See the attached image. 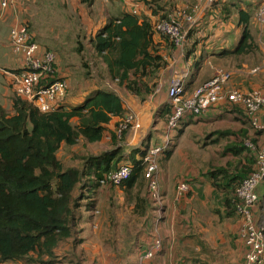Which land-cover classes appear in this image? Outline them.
Segmentation results:
<instances>
[{
	"label": "crops",
	"instance_id": "crops-1",
	"mask_svg": "<svg viewBox=\"0 0 264 264\" xmlns=\"http://www.w3.org/2000/svg\"><path fill=\"white\" fill-rule=\"evenodd\" d=\"M260 2L217 0L210 4L206 0H94L85 4L82 0H14L0 15V107L8 116L15 112L13 79L6 72L19 70L22 62L20 57L11 52L9 31L16 25H26L39 46V53H54L57 72L61 77H67L69 92L62 107H77L96 90L114 92L122 101V114L111 117L103 125L99 142L90 144L80 138L74 145V165L65 166L58 157L60 150L66 146L64 144L56 154L57 159L65 168L80 167L85 156H96L117 147L123 156L118 166L127 163L133 150L137 151L135 160H140L142 150L147 151L163 144L166 118L169 115L167 90L171 81H181L188 90H192L211 79L217 70H225L231 73L225 86L228 91H264V67L261 66L264 23L260 25L254 18ZM193 5L198 9L194 12L195 24L187 35L189 46L186 51L183 53L173 48L166 39L153 35V42L158 46L164 66L141 79L132 72L128 74L129 81L139 82L142 94H145L146 89L150 91L143 101L128 91L125 83H112L116 81L92 45V39L109 21L128 14L135 16L139 22L147 19L153 25L176 10L190 11ZM240 12L249 16L248 29L257 47L255 52L259 54L257 65L251 59L252 54L237 56L232 53L244 29L239 18ZM88 55L98 56L102 66L99 76H93L91 80L92 75L88 77L89 83L95 82L92 85L78 78V72H74L76 66L80 69L79 63L74 64L75 57ZM255 68L259 70L252 73ZM108 77L112 81L107 80ZM243 113L240 106L220 102L198 118L185 119L171 133L168 150L158 159L162 217L157 218L155 207L150 201L153 207L150 210L151 227L147 237L142 234L136 248L142 254L155 240H159L161 246L153 259L144 261V264L240 263L245 247L237 238L239 220L235 214H227V195L213 186L209 172L231 166L246 169V173L254 169L253 160L244 148L241 155L234 156L233 147L237 151L244 139L251 137L258 145L262 141V132H254ZM128 114L135 117L139 126L124 132L121 140H117L113 146L115 128ZM73 122L77 124V119H73ZM180 183H186L188 190L176 197V188ZM256 194L258 201L264 200V182L258 186ZM254 213L256 218L261 217L264 207L258 205ZM70 243L74 245V231ZM70 253L72 255L58 247L53 253L57 258L51 264H57L56 260L63 258L70 264H82L79 258L77 263H72L76 257L74 249ZM137 253L134 264L138 263L140 257ZM0 264L24 263L15 261Z\"/></svg>",
	"mask_w": 264,
	"mask_h": 264
},
{
	"label": "trees",
	"instance_id": "trees-1",
	"mask_svg": "<svg viewBox=\"0 0 264 264\" xmlns=\"http://www.w3.org/2000/svg\"><path fill=\"white\" fill-rule=\"evenodd\" d=\"M93 1L82 0V3ZM239 18L244 29L232 53L254 54L257 47L248 29L249 16L240 12ZM151 26L147 19L139 22L135 16L125 14L109 21L92 39L93 48L102 56L110 76L118 85L125 83L126 89L142 101L150 91L146 89L142 94L139 82L129 81L128 74L132 72L141 79L164 66L152 39ZM13 110L14 114L8 116L0 107V263L51 264L57 258L54 251L62 243L71 242L72 231L76 233L84 213L81 208L87 213L88 207H92V201L82 191L95 182L99 185V180L114 172L123 158L116 147L96 156H85L80 167L65 168L56 154L62 144L71 147L80 138L90 144L99 142L103 125L111 117L122 114V101L114 92L96 90L77 107L60 106L42 114L16 96ZM243 117H246L244 113ZM73 119H77V124L74 125ZM112 142L115 146V134ZM233 149L234 156L245 151L241 146L237 151ZM245 152L254 165L253 156ZM136 153L131 151L126 161L133 165H129V178L120 186L106 187L123 186L129 192L139 184L146 185L142 158L135 160ZM245 170L231 166L209 172L213 186L227 195V214H235L234 189L254 169L248 173ZM90 178L93 180L88 182Z\"/></svg>",
	"mask_w": 264,
	"mask_h": 264
},
{
	"label": "built area",
	"instance_id": "built-area-1",
	"mask_svg": "<svg viewBox=\"0 0 264 264\" xmlns=\"http://www.w3.org/2000/svg\"><path fill=\"white\" fill-rule=\"evenodd\" d=\"M215 3L217 0H206ZM14 0H0V15L13 4ZM198 9L192 6L190 11L176 10L165 18H160L151 26L154 35L166 39L174 48L183 51L187 35L195 24L194 12ZM135 13V12H134ZM258 24L264 23V0H261L255 15ZM9 43L11 52L21 58L22 68L19 73H7L13 79L16 96L31 103L40 113L46 114L56 110L65 101L67 83L61 80L55 70L56 57L54 53L45 51L39 53L32 33L26 25H16L9 31ZM261 66L264 67V43L261 45ZM259 68L252 70L256 73ZM231 78V73L225 70H217L211 79L204 84L188 90L181 81L173 80L167 90L169 101V115L166 118L165 134L161 147H153L142 157L143 175L147 184L148 199L153 203L157 218L162 217L163 199L159 183L158 159L168 150L171 143V133L177 129L182 121L191 117L198 118L205 111L215 107L220 102H228L240 106L250 128L254 132H262V141L258 145L251 137L242 141V147L254 158V170L241 180L234 189L235 215L240 221V229L237 234L239 240L245 246L246 262H256L263 253L264 231L257 224L253 210L258 204L256 190L264 182V92L251 90L247 93L241 91H228L225 86ZM45 81L44 84L41 82ZM117 81V80H116ZM135 117L126 115L115 128V135L120 141L127 130L138 128ZM131 175L129 164L120 165L116 170L99 180L101 187L108 185L120 186ZM188 190L186 183H180L176 188V197H180ZM160 241L155 240L152 246L144 253L139 254L137 264L150 261L160 250ZM263 260V259H262ZM61 260H58L59 264ZM64 264V263H60Z\"/></svg>",
	"mask_w": 264,
	"mask_h": 264
},
{
	"label": "rangeland",
	"instance_id": "rangeland-1",
	"mask_svg": "<svg viewBox=\"0 0 264 264\" xmlns=\"http://www.w3.org/2000/svg\"><path fill=\"white\" fill-rule=\"evenodd\" d=\"M188 46L186 40L185 47L182 51L183 53ZM258 58L259 54L256 52L251 55L254 65L258 64ZM75 63L80 64V69L76 66L74 72H78V78H82L85 83H89L87 79L90 75H92V77L89 80H91L93 76H99V70L102 68L99 64L100 60L98 56L90 57L88 55L81 58L75 57L74 64ZM83 64H85V66ZM65 78L67 80V77ZM107 80L112 81L109 77ZM94 83L95 82H90L89 85ZM112 83L118 84V82ZM103 88L105 89L104 83ZM58 154V157L65 166L74 165V146H64ZM129 165L132 164L130 163ZM201 166L202 164L199 165V167ZM81 188L83 189V186H81L80 189ZM82 195H85V197L92 201V207H88L87 213L84 207L81 208L84 213L77 225L79 228H77V230H75L76 233H74V239L76 241L74 245L64 242L61 246L67 245L68 247L65 246L67 249L65 247L60 248L62 250H67L70 255H72L70 251L74 249V255L76 257L75 261H71L72 263H77L79 258L80 261L82 259V264H134L136 253H140L138 248H136L137 244L140 242L142 234L147 237V231L150 230L152 223L150 210H152L153 207L152 203L148 201L147 184L145 185L144 182L134 187L131 191L126 192L123 186L101 187L95 182L94 184L88 185L87 189L82 191ZM258 205L264 207V200L258 201V204L253 210L258 226L263 228L264 231V215L256 218L254 213ZM80 227L82 230H80ZM237 238L239 240L238 236ZM246 254L247 251L245 248L244 255L242 253V256H240L241 261L239 264H247ZM260 256L261 257L256 262L251 264H264V249ZM61 262L70 264L64 258L59 264Z\"/></svg>",
	"mask_w": 264,
	"mask_h": 264
},
{
	"label": "clouds",
	"instance_id": "clouds-1",
	"mask_svg": "<svg viewBox=\"0 0 264 264\" xmlns=\"http://www.w3.org/2000/svg\"><path fill=\"white\" fill-rule=\"evenodd\" d=\"M28 28V27H27ZM28 30H29V28H28ZM55 70L57 71V68H56V62H55ZM21 68H22V66H21ZM21 68L19 69V70H16V71H7V73H19L20 71H21ZM61 80H65L66 81V79L65 78H63V77H59ZM113 80H115V79H113ZM116 81V80H115ZM117 82V81H116ZM66 83H67V81H66ZM67 87H68V83H67ZM67 92H68V88H67ZM64 103V102H63ZM31 104V103H30ZM33 106V105H32ZM62 106V105H61ZM34 107V106H33ZM167 151V150H166ZM166 151H164V153L166 152ZM164 153H163V155H164Z\"/></svg>",
	"mask_w": 264,
	"mask_h": 264
},
{
	"label": "bare ground",
	"instance_id": "bare-ground-1",
	"mask_svg": "<svg viewBox=\"0 0 264 264\" xmlns=\"http://www.w3.org/2000/svg\"><path fill=\"white\" fill-rule=\"evenodd\" d=\"M186 86V85H185Z\"/></svg>",
	"mask_w": 264,
	"mask_h": 264
}]
</instances>
